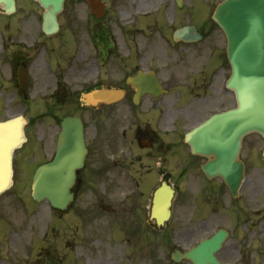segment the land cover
<instances>
[{
    "label": "flooded vegetation",
    "instance_id": "1",
    "mask_svg": "<svg viewBox=\"0 0 264 264\" xmlns=\"http://www.w3.org/2000/svg\"><path fill=\"white\" fill-rule=\"evenodd\" d=\"M70 1L71 11L63 14L66 19L61 18L60 29L53 35L45 33L41 22L32 34H23L16 18L19 15L0 8V112L8 114L24 106L51 120L47 127L44 120L38 130L36 166L58 150L59 105L67 101L70 107L64 116L81 112L87 145L85 165L74 188L76 196L86 187H94L91 180H98L105 189L101 207L114 212L107 197L109 185L116 190L119 184L122 190L121 175L128 172L125 179L130 185L122 195L134 197V208L145 228L157 232V222L151 218L153 197L163 182L179 191L173 182L176 164L178 180L188 181L189 189L183 198V220L167 223L162 237L167 246L163 255L170 264H193L183 254L221 228L229 236L214 253L217 259L227 264H256L254 256L264 252V139L251 141L247 136L243 141L240 159L245 178L237 196L217 175L211 179L214 186L206 189L217 191L215 202L211 201L213 213L205 215L207 201L192 198L190 203L188 199L195 181L200 184L197 194L204 191L207 176L202 165L209 158L193 153L186 133L209 111L236 103L235 93L225 87L231 68L219 26L212 21L202 23L200 31L209 42L200 50L198 42L174 43L175 0H101L105 5L101 16L91 12L86 0ZM81 5L86 11H80ZM196 8L200 10L199 4ZM180 9L187 10L186 5ZM189 15L179 14L184 21L179 26L187 23ZM121 36L126 51L121 50ZM129 48L134 52L131 57ZM116 51H124L130 61L121 59V77L110 83L108 56ZM140 71L154 76L145 87L128 82ZM101 86L121 88L124 97L113 104L83 105V93ZM115 113L117 125L112 120ZM31 161L28 154H16L15 166L23 168L20 174L30 175L27 162ZM26 185L0 197V264H76L78 211L74 206L66 211L51 208L52 216L47 217L45 202H37ZM222 211L233 218L231 226L223 224ZM178 254L183 257L176 262L173 257Z\"/></svg>",
    "mask_w": 264,
    "mask_h": 264
},
{
    "label": "water",
    "instance_id": "2",
    "mask_svg": "<svg viewBox=\"0 0 264 264\" xmlns=\"http://www.w3.org/2000/svg\"><path fill=\"white\" fill-rule=\"evenodd\" d=\"M37 1L45 9V30L48 33L56 31L57 16L63 10L64 0ZM0 6L15 11V0H0ZM214 19L228 38V56L232 65L229 86L236 91L238 106L213 116L188 140L195 153L216 157L217 160L212 159L203 166L208 176L221 174L235 190L243 179V165L236 160L244 136L254 131L264 136V0H225L217 7ZM193 32L185 27L177 30L175 38L189 39ZM103 93L95 91L84 100L90 104L105 99L113 101L119 92L111 90L109 97L108 92ZM25 123L21 117L0 122V194L12 185L13 152L26 141ZM62 126V146L54 159L37 169L33 195L65 209L74 198L71 189L76 183L78 170L84 165L86 148L79 118H65ZM172 197V193L157 192L153 214L159 223L166 218ZM223 239L224 236L217 235L198 247L192 256L201 264H219L213 252Z\"/></svg>",
    "mask_w": 264,
    "mask_h": 264
},
{
    "label": "rangeland",
    "instance_id": "3",
    "mask_svg": "<svg viewBox=\"0 0 264 264\" xmlns=\"http://www.w3.org/2000/svg\"><path fill=\"white\" fill-rule=\"evenodd\" d=\"M206 1V0H205ZM214 1V0H213ZM202 0H186L187 8L189 9V18L193 21L197 18V11H194V3H201ZM209 2V1H207ZM80 11H86L83 5ZM201 9V8H200ZM71 11V1L67 0L65 11L62 13V19H66L63 14ZM43 12V9L39 4L32 2L31 0H18V10L16 18L20 19L19 27L22 28L21 32L23 34H32V31H35L39 28L40 19L39 16ZM183 13H187L186 10ZM18 22L17 20H15ZM198 21V18H197ZM159 25L161 24L158 21ZM119 28V26L117 27ZM117 31H119L117 29ZM169 34V32H168ZM156 37L159 39V49L162 51V42H161V34L158 32ZM119 40V39H118ZM209 39H205L197 47L201 50L206 44H208ZM120 41L124 42V49L126 48L125 40L120 37ZM178 47V46H177ZM129 53L134 55L133 48ZM174 50H177L174 48ZM179 51H183V48H178ZM123 51H116L114 54H109L108 56V65L106 70L109 72V82L115 83L118 82V78L121 77L120 71V61L124 57ZM147 53H153L151 50H147ZM126 54V53H125ZM147 54V58H148ZM111 55V56H110ZM121 55V56H119ZM130 57H127L125 61H128ZM190 59V58H189ZM162 60V59H161ZM130 61V60H129ZM95 75V70H94ZM69 102H62L61 105V113L66 112L70 105ZM24 109V107H23ZM28 109V107H27ZM21 109H15L13 112H8V115H17L21 113ZM32 120L35 121V127L33 126V135L35 138L31 140L26 148L22 151L24 154H28L32 151V147L35 143H39V134L38 130H41L43 124H41L42 120H38L35 117V113L33 111H27ZM7 114L4 112H0V118H6ZM117 113H115L112 117L113 122H116L117 125ZM119 121V120H118ZM50 122L49 119L45 121V127ZM130 135V134H129ZM38 137V138H37ZM132 138V134H131ZM248 140L258 141L261 138L258 135H251L248 137ZM20 170V169H19ZM178 167L176 164L174 165V173L177 174ZM134 174V171H133ZM125 175H129L128 172H125L121 175L122 181L121 186L122 190L119 189V184L116 186V190L114 187H110L112 183L109 185V193L108 196L110 199V203L115 207L116 211L114 212H105L102 210L101 204H104L102 192L105 190L103 185L100 186V181L91 180V184H94V187H86L83 191H81L73 206L78 211L77 212V224L78 231L76 235L77 240V259L76 264H168L166 256L163 255L167 251V246L165 244V240L162 237L165 236L166 231H151L149 232L141 218L138 216V212L136 208H134V200L131 198L130 202H124L128 197L122 195L126 189L127 185H130L128 180L125 179ZM16 187L27 184L30 181V178L22 176L20 174H16ZM174 182H176L180 186V190L178 192V197L175 202V212L172 218V222H179L183 220L185 214V208L183 204V198L185 192L189 189L188 181L177 180L176 175L174 176ZM186 186V187H185ZM214 185H208L204 188V191L201 194H197V190L200 189L199 181H195L191 189L192 195L188 196L189 202L191 203L192 198H196L198 201H207L206 209L207 213H213V203L211 201L216 199V188H212L211 191L206 190L208 187H213ZM84 188V187H83ZM99 190L97 194L94 190ZM214 190V191H213ZM102 191V192H101ZM201 191V190H200ZM111 193V194H110ZM188 193V192H187ZM106 197V198H107ZM106 203H109L108 200H105ZM111 205V206H112ZM209 210V211H208ZM50 209L48 207V203H46V212L47 217H50L49 213ZM108 216V218L106 217ZM222 222L225 226H231L233 218L226 214L224 211L221 213ZM112 218L113 222L110 219ZM84 219V220H83ZM108 220V221H107ZM263 224V223H262ZM249 227V224L247 225ZM264 226V224H263ZM241 231H245L241 228ZM132 236V238L127 239L128 236ZM263 250H264V245ZM261 246V247H262ZM257 244H255V249H257ZM255 255V254H254ZM253 261L256 264H261L262 261L264 263V252L259 255H255Z\"/></svg>",
    "mask_w": 264,
    "mask_h": 264
}]
</instances>
